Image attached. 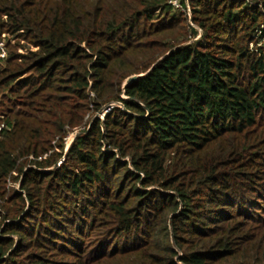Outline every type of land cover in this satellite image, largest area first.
<instances>
[{"label":"trees","instance_id":"trees-1","mask_svg":"<svg viewBox=\"0 0 264 264\" xmlns=\"http://www.w3.org/2000/svg\"><path fill=\"white\" fill-rule=\"evenodd\" d=\"M169 1L0 0V264H264V0Z\"/></svg>","mask_w":264,"mask_h":264},{"label":"built area","instance_id":"built-area-1","mask_svg":"<svg viewBox=\"0 0 264 264\" xmlns=\"http://www.w3.org/2000/svg\"><path fill=\"white\" fill-rule=\"evenodd\" d=\"M186 1V7L185 5L182 3V0H170L169 4L172 5V7L175 10H181L183 12H187L188 14L191 13V8H190V4L188 0ZM248 2H252L250 0H247ZM6 34H3L2 39L0 40V60H6L7 56H8V49H7V41H6Z\"/></svg>","mask_w":264,"mask_h":264},{"label":"rangeland","instance_id":"rangeland-1","mask_svg":"<svg viewBox=\"0 0 264 264\" xmlns=\"http://www.w3.org/2000/svg\"><path fill=\"white\" fill-rule=\"evenodd\" d=\"M187 14V13H186ZM191 14V13H190ZM190 23L192 22L191 20L189 21ZM9 37L7 36L6 37V41H8ZM13 43H14V39H12ZM107 113V110L105 109L101 114H106ZM68 142H67V145H70L71 142L73 141V136H70L68 139Z\"/></svg>","mask_w":264,"mask_h":264},{"label":"water","instance_id":"water-1","mask_svg":"<svg viewBox=\"0 0 264 264\" xmlns=\"http://www.w3.org/2000/svg\"><path fill=\"white\" fill-rule=\"evenodd\" d=\"M137 78H138V76H134L127 83L132 82V81L136 80Z\"/></svg>","mask_w":264,"mask_h":264}]
</instances>
